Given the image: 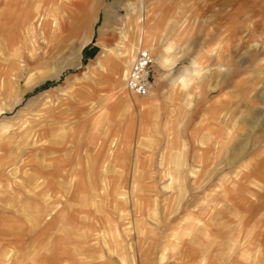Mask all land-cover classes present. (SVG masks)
Returning <instances> with one entry per match:
<instances>
[{
    "label": "rangeland",
    "instance_id": "1",
    "mask_svg": "<svg viewBox=\"0 0 264 264\" xmlns=\"http://www.w3.org/2000/svg\"><path fill=\"white\" fill-rule=\"evenodd\" d=\"M44 1L0 46V264H264V0ZM142 3L140 120L110 72Z\"/></svg>",
    "mask_w": 264,
    "mask_h": 264
},
{
    "label": "crops",
    "instance_id": "2",
    "mask_svg": "<svg viewBox=\"0 0 264 264\" xmlns=\"http://www.w3.org/2000/svg\"><path fill=\"white\" fill-rule=\"evenodd\" d=\"M44 2H45L44 0H1L0 1V46L6 44L16 52L20 47V45L23 43L24 39L33 36L37 30V25L41 24V21L45 14L43 13L45 11V10L43 11ZM147 15H148L147 9L142 3L140 12L137 15V19L141 22V24L139 25V35H138L136 47L142 46L149 49L151 53L152 52L156 53V55L160 57L159 59L157 58V62L160 65H163L167 63L169 60L166 56H163L156 50L154 40L150 36L149 31L146 27L145 21L147 19ZM83 42L84 41H81V43H79L77 47L80 48ZM121 47L125 50V54L114 59L113 65H115L116 70L114 72H110L111 81H114V86H111V90L113 91V96L119 98V101L120 100L123 101L125 97L124 95L126 91L124 92V90L120 87V81L124 80L125 78V77L123 78V75H125L124 73L126 72L125 71L126 67L131 60L132 48H133L132 45L130 44L127 45L125 43L124 44L122 43ZM46 53L48 54V52ZM44 56L46 55H43V57ZM32 66H37V62L32 63L31 67ZM179 81H185L184 75L181 76ZM156 82L159 81L152 80L150 91L146 96L136 98L135 100L131 99L130 101H128L129 107L139 109L138 119L140 120L142 119L144 113L143 110L149 109V107L152 104V100H150V97L154 96L153 93L156 91L154 84ZM118 87L119 90L117 89ZM156 100L159 101L161 100L159 99V95H157ZM186 145L187 144H185V148L187 147ZM204 148L209 149L211 147H209V145H206V147ZM239 209L240 208L237 207L236 210L238 211Z\"/></svg>",
    "mask_w": 264,
    "mask_h": 264
},
{
    "label": "built area",
    "instance_id": "3",
    "mask_svg": "<svg viewBox=\"0 0 264 264\" xmlns=\"http://www.w3.org/2000/svg\"><path fill=\"white\" fill-rule=\"evenodd\" d=\"M153 55L149 49L139 47L126 72L124 83L128 93L144 96L152 84Z\"/></svg>",
    "mask_w": 264,
    "mask_h": 264
},
{
    "label": "bare ground",
    "instance_id": "4",
    "mask_svg": "<svg viewBox=\"0 0 264 264\" xmlns=\"http://www.w3.org/2000/svg\"><path fill=\"white\" fill-rule=\"evenodd\" d=\"M125 74V73H124ZM125 77V75H123V78ZM124 89H125V87H124ZM125 91H126V89H125ZM149 93V92H148ZM147 95V94H146ZM146 95H144V96H146ZM138 97H143V96H138Z\"/></svg>",
    "mask_w": 264,
    "mask_h": 264
}]
</instances>
